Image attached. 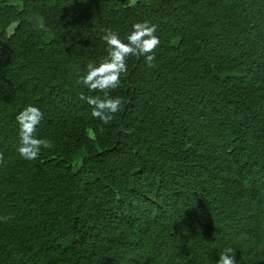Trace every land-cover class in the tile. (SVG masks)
I'll use <instances>...</instances> for the list:
<instances>
[{"label": "trees", "instance_id": "trees-1", "mask_svg": "<svg viewBox=\"0 0 264 264\" xmlns=\"http://www.w3.org/2000/svg\"><path fill=\"white\" fill-rule=\"evenodd\" d=\"M143 21L104 124L80 77ZM0 153V264H264V0H0Z\"/></svg>", "mask_w": 264, "mask_h": 264}, {"label": "clouds", "instance_id": "clouds-1", "mask_svg": "<svg viewBox=\"0 0 264 264\" xmlns=\"http://www.w3.org/2000/svg\"><path fill=\"white\" fill-rule=\"evenodd\" d=\"M134 3L135 0H130ZM157 26L149 21L137 22L131 26L126 41L119 34L105 29L102 36L107 45V56L98 65L89 63L87 73L80 77L79 83L85 85L90 92L103 93V96H84L80 99L86 101L91 107L93 118L108 124L116 113L122 110L120 97H111L109 92L117 89L121 84V75L127 73L129 57H144L148 67L154 66L155 52L160 45V39L155 35ZM44 118L43 112L36 106L28 105L16 115L19 129V155L28 161L38 159L41 149H51L53 144L48 139L37 138V126ZM130 131V130H126ZM0 162H3V153H0ZM3 220L9 217L0 218ZM216 264H237L234 249L225 248L219 255Z\"/></svg>", "mask_w": 264, "mask_h": 264}, {"label": "rangeland", "instance_id": "rangeland-1", "mask_svg": "<svg viewBox=\"0 0 264 264\" xmlns=\"http://www.w3.org/2000/svg\"><path fill=\"white\" fill-rule=\"evenodd\" d=\"M10 31H11V28H10Z\"/></svg>", "mask_w": 264, "mask_h": 264}]
</instances>
